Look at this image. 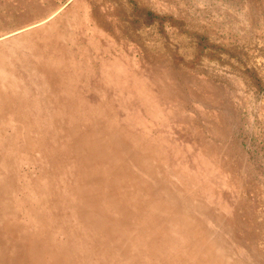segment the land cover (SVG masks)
I'll use <instances>...</instances> for the list:
<instances>
[{
    "label": "rangeland",
    "instance_id": "374dc122",
    "mask_svg": "<svg viewBox=\"0 0 264 264\" xmlns=\"http://www.w3.org/2000/svg\"><path fill=\"white\" fill-rule=\"evenodd\" d=\"M0 86V264H264V0H0Z\"/></svg>",
    "mask_w": 264,
    "mask_h": 264
},
{
    "label": "bare ground",
    "instance_id": "6f19581e",
    "mask_svg": "<svg viewBox=\"0 0 264 264\" xmlns=\"http://www.w3.org/2000/svg\"><path fill=\"white\" fill-rule=\"evenodd\" d=\"M51 60V59H50ZM44 65V63H43ZM47 67V66H46ZM54 67V66H53ZM55 69V68H54ZM41 72V71H40ZM40 83V82H39ZM48 84V83H47ZM40 85V84H39ZM49 85V84H48ZM1 87V86H0ZM37 88V87H36ZM5 90V89H4ZM36 90V89H35ZM181 91V90H180ZM211 91V90H210ZM181 97V96H180ZM206 97V96H205ZM196 98V97H195ZM209 98V97H208ZM214 100V99H213ZM212 101V100H211ZM52 114L50 113V120H51V116ZM56 119H53V121H55ZM65 118H62L58 120V122H64ZM53 123V122H51ZM220 128V127H219ZM207 129V128H205ZM220 140V139H219ZM80 144V143H79ZM101 144L103 145V143H99V145L95 148V150H98L99 148H101ZM113 145V144H112ZM81 148L83 150H80L81 153V157L83 158L85 155H87L88 158H91V164L93 163L92 160L97 159L100 155H102L103 153L101 152L100 154L96 155V154H90L88 153V151H86V145L85 144H80ZM116 146H113L111 149H115ZM112 154V160H114L117 155L113 153V151H111L110 154ZM101 159H104V156H101ZM229 168V167H227ZM97 170V169H96ZM101 170V169H98ZM88 178H92V176L90 174L87 175ZM55 178V177H54ZM102 178V177H98ZM194 205V204H193ZM236 207V206H235ZM192 212V211H191ZM195 212V211H194ZM195 217V216H194ZM178 217H174L173 219H177ZM180 220H177V224L176 227L174 228H178L181 230L180 232V240H182L184 243V248L186 249V252H188L189 254H193L196 257V261L193 264H243L241 262L240 259L236 258V255L233 253L231 247L228 246V244L226 245L223 241H218L220 238V235H216L213 234L212 231L208 232L205 228L203 229L201 227L202 224H193V221L190 222V220L188 221V217L187 216H181L179 217ZM105 219L104 215H101L99 217L100 222H103V220ZM143 219V218H142ZM141 219V220H142ZM171 219V220H173ZM196 222V220H195ZM198 222V221H197ZM200 223V222H199ZM139 224V223H137ZM209 224V223H208ZM136 225V224H135ZM211 225V224H210ZM180 226V227H179ZM200 226V227H199ZM133 229V226H131L128 229ZM197 229H200V234L203 235V238L205 237V241L206 243L198 240V237L196 235H198L197 233ZM127 230V229H126ZM175 230V229H174ZM128 231V230H127ZM169 231V230H168ZM129 232V231H128ZM124 236L128 235V233L123 232ZM176 234V233H174ZM174 236V235H172ZM230 236V235H229ZM167 237H169V234L167 235ZM228 237V236H227ZM209 239V240H208ZM128 238L125 237L123 244L125 245V243H127ZM200 246V248L198 249L197 247ZM127 247V246H124ZM230 248V249H229ZM218 249V250H217ZM164 251L165 252V256L164 259L165 261L170 264L173 262H176V264H183L184 261L183 260H178V253L179 250L177 251V249L175 247H171V246H165L164 245ZM173 250V251H172ZM222 252H219L221 251ZM171 251V252H170ZM177 251V253H176ZM167 252L173 253L171 257L166 256ZM169 253V254H170ZM200 253V254H199ZM185 253L183 252V248H181V253L179 254L182 258H185L183 255ZM205 254L208 255V258L205 259ZM171 255V254H170ZM238 256V255H237ZM191 258V257H190ZM164 261V262H165ZM188 261V260H187ZM165 262V263H166ZM186 263V262H185ZM184 263V264H185Z\"/></svg>",
    "mask_w": 264,
    "mask_h": 264
}]
</instances>
